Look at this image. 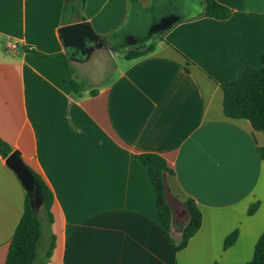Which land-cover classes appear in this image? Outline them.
Here are the masks:
<instances>
[{"label":"crops","instance_id":"crops-1","mask_svg":"<svg viewBox=\"0 0 264 264\" xmlns=\"http://www.w3.org/2000/svg\"><path fill=\"white\" fill-rule=\"evenodd\" d=\"M178 1L175 7L185 14L155 35L147 54L125 59L119 51L122 57L115 58L105 41L73 60L58 31L66 24L64 0H0V136L53 192L55 244L45 264L251 259L264 230V159L256 148L264 144V130L225 117L221 85L260 66L264 0H217L232 9L224 19L199 13L203 0ZM148 2L85 0L82 13L100 37L120 28L126 35ZM97 48L108 63L107 79L75 66ZM72 77L88 80L97 92L74 95ZM145 152L162 155L174 171L166 176L172 209L167 231L148 170L137 157ZM25 195L0 155V264ZM186 197L197 203L202 222L176 250L187 221ZM254 201L259 206L248 214ZM235 228L236 241L224 249L225 235Z\"/></svg>","mask_w":264,"mask_h":264},{"label":"trees","instance_id":"trees-1","mask_svg":"<svg viewBox=\"0 0 264 264\" xmlns=\"http://www.w3.org/2000/svg\"><path fill=\"white\" fill-rule=\"evenodd\" d=\"M204 7L202 14L217 19L227 18L232 9L217 0H203ZM85 0H64L62 8V22L68 23L75 20H86L82 13ZM99 35V34H98ZM155 41L142 48H129L123 52L125 59H132L147 54L152 51ZM189 60L185 62V69H188ZM71 92L79 96L89 89L90 94H95L98 89L90 88L88 80L81 78H71L69 80ZM222 89V110L227 118L247 119L255 130H264V49L261 53L260 66H249L235 79L227 81L221 85ZM257 151L264 159V144L257 145ZM11 145L0 136V155L5 158L11 151ZM137 157L146 166L150 181L155 191L156 209L159 221L167 231L172 220V209L167 199L170 191L167 182V174H173L172 167L166 159L154 152L140 153ZM27 165V164H26ZM29 170L34 175L43 196V202L39 210L31 207L29 197L26 193L22 215L16 224L11 236L4 264H45L51 255L55 235L51 231L53 214L51 205L54 199L53 192L43 177L29 165ZM183 205L187 214V221L184 224L180 239L174 243L176 250L184 248L190 237L200 228L202 222L201 211L192 197H186ZM259 206V201L250 203L247 209L248 214H253ZM41 212L42 218L38 216ZM45 229L47 234L46 246L42 251H38L42 242V232ZM238 236V229L235 228L227 233L223 239V248L231 246ZM213 264H222L214 261ZM237 264H264V230L259 235L253 248L251 259Z\"/></svg>","mask_w":264,"mask_h":264},{"label":"water","instance_id":"water-1","mask_svg":"<svg viewBox=\"0 0 264 264\" xmlns=\"http://www.w3.org/2000/svg\"><path fill=\"white\" fill-rule=\"evenodd\" d=\"M178 3V0H152L151 7L154 8L152 20L148 21L144 28L138 27V23L142 18L141 15H143L144 12H149L150 8L147 6L140 14H136L134 23L130 24V33L126 35L123 33V28H120L105 38L100 37V35L94 31L88 20L63 24L58 28V31L62 38L66 54L73 60L85 59L93 47H99L103 45L105 41H108L113 49L122 52L133 46L134 48H142L145 47L155 35L162 34L177 21L180 16L185 14V8L181 10L183 13L179 12L178 8H176ZM203 7L204 1H201L199 13L203 11ZM171 8H175V10ZM164 9L168 10L166 11ZM5 163L17 175L24 186L31 207L35 210L40 208L43 202L40 187L34 175L22 159L19 150L13 149L5 157Z\"/></svg>","mask_w":264,"mask_h":264},{"label":"rangeland","instance_id":"rangeland-1","mask_svg":"<svg viewBox=\"0 0 264 264\" xmlns=\"http://www.w3.org/2000/svg\"><path fill=\"white\" fill-rule=\"evenodd\" d=\"M76 1L77 0H73V2H76ZM131 4H134L133 3V0H132V3ZM147 6L150 8L149 9V12L148 13L144 12L143 15H141L142 18H141V20L138 23V27L144 28L146 26L147 22L150 21V20H152V16H153L152 12L154 13V8L151 7V3H149V2L147 4ZM131 23H134V20ZM101 49L102 48H97L88 59H86L84 61H81V62H75V66L77 68H80V67L87 68L90 71H92L93 74L96 75V76H98L99 74L103 73V77L107 79L108 78V75L106 74V72H107L106 70L107 69L105 68L106 69L105 70L104 67H105V65H108V63L105 62L100 57V53L102 51ZM111 53H112V55H114L115 58L122 57L121 56V52H119L117 50H113V51L111 50ZM174 207H175L176 210L179 209V207H178L177 204H174ZM37 210H39V208ZM37 214H38L39 217L42 218L41 212H38ZM45 233H46L45 232V229H43V232H42V242H41V244L39 246L38 251L43 250L44 247L46 246V243L47 242H46V240L44 241V239H45Z\"/></svg>","mask_w":264,"mask_h":264}]
</instances>
